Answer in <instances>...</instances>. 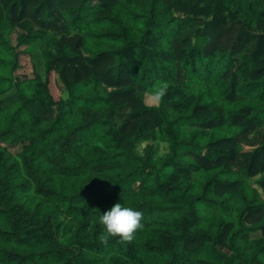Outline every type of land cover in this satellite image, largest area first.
Instances as JSON below:
<instances>
[{"label":"trees","instance_id":"trees-1","mask_svg":"<svg viewBox=\"0 0 264 264\" xmlns=\"http://www.w3.org/2000/svg\"><path fill=\"white\" fill-rule=\"evenodd\" d=\"M0 94V264H264V0H0Z\"/></svg>","mask_w":264,"mask_h":264},{"label":"clouds","instance_id":"clouds-1","mask_svg":"<svg viewBox=\"0 0 264 264\" xmlns=\"http://www.w3.org/2000/svg\"><path fill=\"white\" fill-rule=\"evenodd\" d=\"M164 90L161 89L158 95L162 96ZM142 212L134 207L124 206L121 202H116L108 210L100 212L98 223L104 233L103 240L106 242L110 237H119L122 240L132 239L135 230L141 228Z\"/></svg>","mask_w":264,"mask_h":264},{"label":"rangeland","instance_id":"rangeland-1","mask_svg":"<svg viewBox=\"0 0 264 264\" xmlns=\"http://www.w3.org/2000/svg\"><path fill=\"white\" fill-rule=\"evenodd\" d=\"M7 26L8 28H14L15 24L7 21ZM46 41H49L48 39H46ZM48 44H44L42 49L38 50L35 54H34V61L36 64V67L38 69V71L42 74L45 75V66H44V58H43V50L46 49L48 47ZM160 84L156 85L155 87H152L151 89H148L145 93H144V98L145 101L148 104L154 105V104H158L159 100H160V95H158V92L160 91ZM51 88L53 91V94L56 97L60 96V91L58 90L55 82H54V78L52 77L51 79ZM67 96V92L62 93V97L66 98ZM2 97V94H0V98ZM151 144H153V154L151 157V160L153 162H157L159 160V158L166 152L168 151V144L166 142H164L161 137H158L154 140H152L150 142ZM147 142L146 141H142L139 143V149H143L146 146ZM261 179V176L258 175L256 177H253L249 180V182L253 185L257 184L258 181ZM262 197L264 198V191L260 190Z\"/></svg>","mask_w":264,"mask_h":264}]
</instances>
